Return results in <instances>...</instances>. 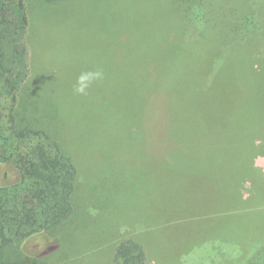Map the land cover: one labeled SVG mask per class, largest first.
<instances>
[{"label": "rangeland", "instance_id": "374dc122", "mask_svg": "<svg viewBox=\"0 0 264 264\" xmlns=\"http://www.w3.org/2000/svg\"><path fill=\"white\" fill-rule=\"evenodd\" d=\"M66 2L61 3L65 10L59 20L54 10L61 6L42 15L33 37L27 28L31 80L25 84L21 100L25 101V112L31 113L35 106L30 99L36 94L44 97L46 85L52 87L43 99L42 116H48V123L59 131L79 172L77 199L81 212L80 223L74 227L77 238L73 246L79 247L76 253H98L101 257L93 264H111L106 247L121 237L138 236L148 246L146 230L150 223L156 226L157 222L150 219L147 225L140 224L147 216L163 217L184 204L185 212L212 201H225L233 194L231 185L247 201L244 209L248 208L257 183L264 182V151L252 155L248 148L254 135L249 128L260 127L261 132L264 128L259 117L264 115V99L256 100L249 89L253 84L264 88V52L259 71L248 69L247 63L237 64L236 53L220 69L212 56L216 48L210 42L212 29L202 36L193 29L178 48L165 37L155 53L154 37L167 30L163 0ZM22 5L23 9L27 7L26 3ZM29 15L25 12L26 22ZM33 24L29 19L28 27ZM177 55L189 68L180 67V79L175 71L161 69L178 61ZM153 62L155 75L162 76L168 86L160 94L154 92L158 96L155 111L153 106H146L143 110L150 113L141 121V80L133 79L132 73L151 68ZM96 70L103 72V79L93 83L86 95L75 94L77 77ZM36 79L42 80H37L33 89L29 84ZM240 97L245 100L238 101ZM161 107L164 112L158 115ZM140 123L143 138L163 147L142 143L140 132L134 130L141 131ZM129 126L138 141L132 139ZM217 134L216 139L210 138ZM169 146L178 150L171 151L166 148ZM248 163L255 165V178L253 172L248 178L244 176ZM213 213L197 222H185L179 229L153 227L150 235L158 254L169 250V236L191 240L217 234L229 223H247L249 228L253 220L264 224L261 213L222 220L214 219L218 215ZM110 222L114 224L108 226ZM148 257V264L170 262L156 259L155 252Z\"/></svg>", "mask_w": 264, "mask_h": 264}, {"label": "trees", "instance_id": "16d2710c", "mask_svg": "<svg viewBox=\"0 0 264 264\" xmlns=\"http://www.w3.org/2000/svg\"><path fill=\"white\" fill-rule=\"evenodd\" d=\"M66 1L0 0V264H93L101 257L98 253H91L90 257L78 255L79 247L73 246L77 238L74 227L80 223L81 212L77 199L79 172L59 131L54 124L48 123L51 121L47 120L48 116H42L45 110L43 99L51 93L52 87L46 85L44 97L36 94L30 99L35 106L31 113L25 112V101L21 100L23 88H27L25 84L31 80L30 76L28 78L29 55L25 44L27 28L31 29L33 37L42 15L59 8L61 3H68ZM163 1L167 16L164 26L167 30L154 37L155 53L165 37L171 42L173 40V45L178 48L187 32L199 30L202 36L212 29L213 40L210 42L216 44L212 56L220 69L231 61L233 56L230 55L236 53L237 64L247 63L248 69L259 71L258 63L264 52V0ZM23 3L27 5H24L25 9ZM64 10L62 6L54 10L56 20L60 19ZM25 12L30 13L29 19L34 22L31 27H28L29 19L27 22L25 20ZM217 28L219 30L216 32ZM177 57L178 61L174 60L171 65L161 69L175 71L180 79V67L181 70L182 67L189 68L184 67V61ZM154 66L156 63L153 62L151 68L143 67L140 72L132 73L133 79L139 77L141 80L138 97L141 98V121L150 113L143 110L146 106H153L155 111L158 96L154 92L160 94L159 91L168 86L162 76L155 75ZM255 71L253 74L257 76ZM37 80L40 82L42 79L29 84L33 89L38 85ZM153 80L158 91L154 90ZM249 89L256 100L264 99V88L253 84ZM240 100H245V97L238 98ZM163 112L162 107L157 110L158 115ZM259 117L264 124V115ZM140 127L141 131L137 128L134 130L140 132L139 136L146 147H163L150 144L146 137L144 139L141 123ZM249 129L254 135L248 148L252 155H256L264 151V128L262 132L260 127ZM134 130L129 126L132 139L136 142ZM217 137L218 134L210 138ZM174 147L166 148L178 150V147L173 150ZM254 167L253 163H248L244 176L248 178L253 172L252 178H255ZM256 186L257 195L254 194L253 201L246 209L244 203L247 201L242 200L231 185L233 194L225 201H212L185 212L184 204L183 207H174L163 217L147 216L146 221L142 220L140 224L147 225L150 219L157 222L156 226L150 223L152 226H148V230L141 227L147 231L145 243L148 246L138 236L121 237L106 247L111 258L109 262L148 264V256L155 252L156 259L170 260L169 264H264V224L261 221H251V228L247 223H229L217 234L202 235L196 239L191 237V240H187L186 236H169L170 248L162 254L156 251L153 235H150L153 227L154 230L162 227L179 229L183 223L197 222L211 212H214L213 216L218 215L214 219L220 220L249 218L248 213L264 215L261 205H264V182ZM232 209H236L235 212ZM111 224L114 223L110 222L108 226Z\"/></svg>", "mask_w": 264, "mask_h": 264}, {"label": "clouds", "instance_id": "9594fccd", "mask_svg": "<svg viewBox=\"0 0 264 264\" xmlns=\"http://www.w3.org/2000/svg\"><path fill=\"white\" fill-rule=\"evenodd\" d=\"M103 72L101 70L87 71L81 73L73 86L75 94L86 95L88 89L93 85V83L103 79Z\"/></svg>", "mask_w": 264, "mask_h": 264}]
</instances>
